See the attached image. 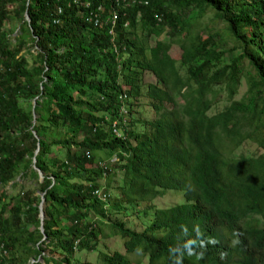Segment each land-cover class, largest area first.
Wrapping results in <instances>:
<instances>
[{"label": "trees", "instance_id": "obj_1", "mask_svg": "<svg viewBox=\"0 0 264 264\" xmlns=\"http://www.w3.org/2000/svg\"><path fill=\"white\" fill-rule=\"evenodd\" d=\"M145 71L158 119L130 120L123 140L112 124L124 126L123 94L132 117ZM246 140L263 155L229 158ZM113 156L128 206L168 191L185 203L144 211L143 231L113 223L127 207L94 195ZM101 222L129 237L103 264H173L188 239L197 255L183 264H264V0H0V264H79L75 241L98 250Z\"/></svg>", "mask_w": 264, "mask_h": 264}, {"label": "rangeland", "instance_id": "obj_2", "mask_svg": "<svg viewBox=\"0 0 264 264\" xmlns=\"http://www.w3.org/2000/svg\"><path fill=\"white\" fill-rule=\"evenodd\" d=\"M18 24L15 26L14 30H17ZM9 28L11 26L6 27V30L9 31ZM17 35V31L12 34V38ZM10 40L12 42H15L14 40ZM155 42L154 39L150 41L151 44ZM24 55V54H23ZM234 55V54H232ZM27 59H30L29 55H24ZM172 57L176 59H180L181 57V51L178 48H175L172 51ZM150 83H158L157 77L151 72V71H145L142 75V81L140 84L142 85V97L141 98H135L131 99L133 102V115L132 117L130 116L129 111L127 108L129 107L128 103L125 101L123 104L122 109H126V113L124 115L127 116V129L129 128V124L131 122L136 121V119H144V120H157L156 116V111L152 110L150 107V97L147 94L148 90V84ZM225 91L226 88H222V91L220 93V96L216 99L217 102H219L213 105V110L211 115L215 114V112L220 111L222 107V100L227 99L225 97ZM245 93V87L243 86L239 93L234 95V99H240L241 96ZM124 95V94H123ZM127 95V94H126ZM127 99V98H126ZM131 120V122H130ZM38 150V149H37ZM63 155L65 153L62 152ZM263 155V150L258 147L256 144L252 143L250 140H246L241 143L239 147H237L230 155L229 158H239L241 156H246V157H257ZM51 158V157H49ZM120 157L114 156L110 161L104 160V162L101 165V168L104 170L103 173V179L100 180V183L103 186H106L108 183V180L113 181L111 183V187L109 188L108 191L103 187L102 192L104 193V196L110 195L109 202L115 203L116 201L122 202L125 207H127V214H124L125 211H122L118 213L117 211L115 212H110L109 211V219L113 223L115 222H123L125 223V226H127L128 229H133L136 231H143L150 227L152 223V218L153 217H144V211H149L148 209L152 210V206L156 209H167L170 207L177 206L181 203H185V192L183 191H168L164 192L163 195L159 196L160 199H157L154 203H144L143 205H139L138 207L134 206H128L126 204V201L124 198L126 196L122 193L121 188L124 187V170L123 169H114L115 165L120 163ZM34 169V168H33ZM20 177L17 178L19 180ZM39 182H42L43 179L38 178ZM15 181V180H13ZM10 181L6 185L2 187V189H5L8 193V196H14L19 187L14 188L11 186L12 182ZM36 185V182L34 180H27L24 182V189L28 190L30 189V186ZM126 187V186H125ZM38 193V192H37ZM41 196H44V193H42ZM129 196H132L129 194ZM164 198V199H163ZM101 199V198H99ZM155 210V209H154ZM102 224V222H101ZM134 227V228H133ZM40 229V227H39ZM41 232V231H40ZM44 239V238H42ZM126 239H129V237H124L121 234H116L113 232V230L109 227L106 226L104 227L103 224L101 226V235L99 239V245L97 246L98 250L96 249H78V245L75 246V262L79 264H103V260L101 259L99 255V251L103 250L105 252H111V254L114 251H119L121 253L125 252V245L124 242ZM95 241L91 242L94 243ZM77 241L75 242V244ZM42 254H46L48 257H54V258H62L64 255L58 253L57 251H51L50 247H48ZM132 253H129V257L131 256ZM133 259H136V257H132ZM38 260V259H37ZM149 259L148 257H142L137 264H148ZM28 264H30L28 262Z\"/></svg>", "mask_w": 264, "mask_h": 264}, {"label": "clouds", "instance_id": "obj_3", "mask_svg": "<svg viewBox=\"0 0 264 264\" xmlns=\"http://www.w3.org/2000/svg\"><path fill=\"white\" fill-rule=\"evenodd\" d=\"M116 20H117V19H116ZM116 20L114 19V21H113L114 24H115ZM124 57L126 58L127 56H124ZM119 62H120V61H119ZM125 101H126V99H125ZM125 101H124V103H125ZM124 103H123V104H124ZM127 110L129 111L128 108H127ZM122 115H124V114H122ZM126 118H127V116L125 115V118H124V120H123V123H124L123 128H119L117 122H114V123L112 124V128H113V132H114V134L117 135L118 137L122 136V139H123V140L126 139V131H127V126H128V125H127V119H126ZM113 157H114V156H113ZM111 159H112V158H111ZM102 190H103V188L96 189V190L94 191V195H95L96 198H97L98 200H100L102 203H107V202H109L110 195H108V198H107V196H104V193L102 192ZM42 193H43V192H42ZM42 193H40V196L42 195ZM99 198H101V199H99ZM44 203H45V202H44ZM44 208H45V206H44ZM107 208H109V207H107ZM244 222H249V223H250V226H251L253 229H258V225H257L256 223H254L253 221H250V220H248V219H245V218H243V219L241 220V222H240V226H241ZM76 241H77V243L75 244V246L79 244V240L77 239ZM76 241H75V242H76ZM210 242L214 243V241H210ZM196 246H197V241H196V240H194V239H188V240H186V241L183 243L182 246H179V247H176V248H172V249H170V250H169L170 253L174 254V257H175V258H174V261H173V264H183V257H184L185 254L188 255V256L197 255V253H196V251H195V247H196ZM200 246H201V247L203 246L202 242L200 243ZM199 255L202 256V253H200ZM39 258H40V257H39ZM39 258H38V260H39ZM34 261H35V260L30 259V260H29V263L32 264Z\"/></svg>", "mask_w": 264, "mask_h": 264}, {"label": "water", "instance_id": "obj_4", "mask_svg": "<svg viewBox=\"0 0 264 264\" xmlns=\"http://www.w3.org/2000/svg\"><path fill=\"white\" fill-rule=\"evenodd\" d=\"M26 20H28V17H26ZM35 118H36V116H34V119ZM37 153H38V150H36L35 156H36ZM33 168L37 172L38 178L40 177V179H43V174L35 166V159H33ZM44 202H45V199L43 198V196H41V202H40V205H39V211H40V231H41V233H43V222H44V220L46 218L45 211H44V206H45V203Z\"/></svg>", "mask_w": 264, "mask_h": 264}, {"label": "built area", "instance_id": "obj_5", "mask_svg": "<svg viewBox=\"0 0 264 264\" xmlns=\"http://www.w3.org/2000/svg\"><path fill=\"white\" fill-rule=\"evenodd\" d=\"M114 19L116 20L117 19V16H116V14H115V16H114ZM127 98V95L126 94H124V95H122L121 96V100L124 102L125 101V99ZM124 113H126V109H122V112H121V114H124ZM4 247H5V244L3 243V244H0V248L1 249H4ZM4 254H6L7 253V251L4 249Z\"/></svg>", "mask_w": 264, "mask_h": 264}]
</instances>
